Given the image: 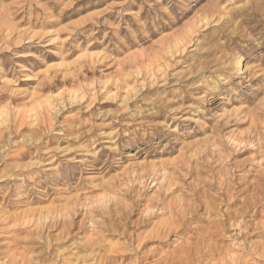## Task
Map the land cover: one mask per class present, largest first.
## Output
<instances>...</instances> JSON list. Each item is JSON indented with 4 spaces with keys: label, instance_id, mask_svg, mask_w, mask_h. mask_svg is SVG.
Returning a JSON list of instances; mask_svg holds the SVG:
<instances>
[{
    "label": "rangeland",
    "instance_id": "rangeland-1",
    "mask_svg": "<svg viewBox=\"0 0 264 264\" xmlns=\"http://www.w3.org/2000/svg\"><path fill=\"white\" fill-rule=\"evenodd\" d=\"M199 255L264 264V0H0V264Z\"/></svg>",
    "mask_w": 264,
    "mask_h": 264
},
{
    "label": "bare ground",
    "instance_id": "bare-ground-1",
    "mask_svg": "<svg viewBox=\"0 0 264 264\" xmlns=\"http://www.w3.org/2000/svg\"><path fill=\"white\" fill-rule=\"evenodd\" d=\"M229 66L231 68L230 70L232 71L233 75L241 76L245 73L246 61L243 57L237 56L232 60ZM187 260L188 261H186L184 264H199L202 261V256L199 255L196 258L190 257Z\"/></svg>",
    "mask_w": 264,
    "mask_h": 264
}]
</instances>
